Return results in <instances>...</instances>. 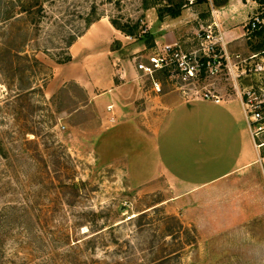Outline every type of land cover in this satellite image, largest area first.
Returning <instances> with one entry per match:
<instances>
[{
  "label": "rangeland",
  "instance_id": "rangeland-1",
  "mask_svg": "<svg viewBox=\"0 0 264 264\" xmlns=\"http://www.w3.org/2000/svg\"><path fill=\"white\" fill-rule=\"evenodd\" d=\"M155 1L40 0L27 12L21 5L33 0H0V213L21 210L0 219V264H264V227L200 239L98 153L96 110L75 112L82 89L47 91L89 19L140 21L153 32L163 7Z\"/></svg>",
  "mask_w": 264,
  "mask_h": 264
},
{
  "label": "crops",
  "instance_id": "crops-1",
  "mask_svg": "<svg viewBox=\"0 0 264 264\" xmlns=\"http://www.w3.org/2000/svg\"><path fill=\"white\" fill-rule=\"evenodd\" d=\"M209 1H191L177 18L157 16L154 45L101 18L70 47L71 61L53 65L47 91L54 96L71 83L82 89L75 112L96 110L98 153L122 168L133 189L160 195L154 208L195 227L204 241L242 239L264 227V177L240 102L187 98L162 71L155 74L157 91L134 60L177 40L191 47L192 34L214 23L231 52H255L244 32L259 3Z\"/></svg>",
  "mask_w": 264,
  "mask_h": 264
},
{
  "label": "built area",
  "instance_id": "built-area-1",
  "mask_svg": "<svg viewBox=\"0 0 264 264\" xmlns=\"http://www.w3.org/2000/svg\"><path fill=\"white\" fill-rule=\"evenodd\" d=\"M263 26L264 17L258 12L248 19L244 34L251 40ZM191 43L186 47L177 40L165 43L147 57L137 54V68L152 79L157 91H161V83L155 74L162 71L187 98L201 97L215 103L236 98L258 150L257 162L264 177V47L249 54L231 52L215 23L198 30Z\"/></svg>",
  "mask_w": 264,
  "mask_h": 264
},
{
  "label": "trees",
  "instance_id": "trees-1",
  "mask_svg": "<svg viewBox=\"0 0 264 264\" xmlns=\"http://www.w3.org/2000/svg\"><path fill=\"white\" fill-rule=\"evenodd\" d=\"M143 1L146 2V4L149 3V0H143ZM189 1L190 0H156L155 1L156 4H162L163 6V7L158 8L159 19H163L165 16H170L172 18H177L181 16L183 9L187 6L188 3H190ZM256 1L259 3V11L262 17H264V0H256ZM194 2L200 3V4L210 3L209 0H194ZM213 2L215 5H218V4H225L228 2V0H213ZM38 4H40V0H33V2L30 3L29 5H25V4L21 5L22 11L28 12L33 8V6H37ZM39 8H42V5H39ZM100 19L101 18L89 19L84 31H82L75 37H72L68 43V47H71L75 43V41L78 39V37L84 35L86 31L88 30V28L94 22ZM111 22L118 30L122 31L126 35L136 37L138 39H145V41L149 45H154V42H153L154 35L152 31H148L145 28L141 27L140 21L121 23L120 21L112 19ZM259 34L261 35V38L256 39L258 43H255V41H250V45L252 46V49L255 51H259L264 47V26L262 27L261 31H259ZM71 60H72V56L70 55V53H68L63 63L69 62ZM19 208L20 207H18L17 205H10V206L5 207L4 210L0 213V219L5 217L4 219H6L7 221H12L13 220L12 218L13 216L16 215V212L20 213L21 210ZM27 213H28V209L25 210L21 216L24 217ZM95 239L97 238L93 236V238L87 241L86 243H89V242L91 243L92 241H95ZM163 260L164 259L159 260L158 263H163ZM154 264H157V263L154 262Z\"/></svg>",
  "mask_w": 264,
  "mask_h": 264
},
{
  "label": "water",
  "instance_id": "water-1",
  "mask_svg": "<svg viewBox=\"0 0 264 264\" xmlns=\"http://www.w3.org/2000/svg\"><path fill=\"white\" fill-rule=\"evenodd\" d=\"M118 46H119L118 44H115V45H114V48L116 49V48H118Z\"/></svg>",
  "mask_w": 264,
  "mask_h": 264
}]
</instances>
